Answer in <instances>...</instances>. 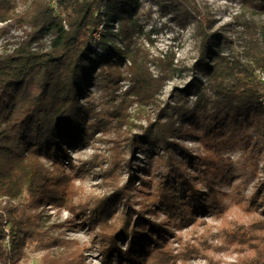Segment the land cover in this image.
I'll list each match as a JSON object with an SVG mask.
<instances>
[{"label":"rangeland","instance_id":"obj_1","mask_svg":"<svg viewBox=\"0 0 264 264\" xmlns=\"http://www.w3.org/2000/svg\"><path fill=\"white\" fill-rule=\"evenodd\" d=\"M37 1L15 0L14 10L6 16L0 9V53L26 39L31 28L18 19L31 15ZM194 1L209 20L207 30L215 38L211 49L251 67L256 65L253 55L264 61V12L255 7L261 0ZM132 18L134 36L129 46L117 16L94 35L97 41L111 32L117 46L132 58H111L95 66L82 84V138L76 132L75 144L64 147L70 157L64 168L73 184L75 212L50 199L35 202L26 189L18 197L0 198L2 206L24 207L39 226L40 236L27 243L18 264H45L48 258L61 257L65 264H104L100 244L124 223L126 207L122 198L113 199L106 225L89 208L119 189L130 193V227L146 229L140 215L162 226L164 245L171 252L168 264H242L254 256L255 243L264 247V104L260 101L235 113L207 93L206 104L194 117L177 118L178 131L173 134L166 128V143L143 140L149 123L173 110L178 94L187 90V102L196 105L192 65L199 54L200 35L197 19L179 0H137ZM51 39L45 38L42 47L49 49ZM111 45L112 41L107 47L95 42V59L102 61L112 52ZM164 56L175 60L174 71L163 89L152 95L139 73L157 77V61ZM258 70L264 67L255 71L264 86ZM200 80L207 84L205 78ZM41 160L49 172L54 170L51 159ZM161 188L177 195L180 211L165 210ZM211 192L214 202L208 200ZM238 233L243 237L238 238ZM128 242L119 239V246L124 249ZM109 264L118 263L110 259ZM139 264H153L152 258Z\"/></svg>","mask_w":264,"mask_h":264},{"label":"trees","instance_id":"obj_2","mask_svg":"<svg viewBox=\"0 0 264 264\" xmlns=\"http://www.w3.org/2000/svg\"><path fill=\"white\" fill-rule=\"evenodd\" d=\"M179 4L185 6L187 14L197 19L200 42L197 60L192 65L197 81L192 92L198 101L196 105H190L187 90L178 94L173 110L161 115L167 121L162 123L160 116L155 122H150L142 133L141 138L151 143H166V128L173 134L178 131L175 129L177 118L190 120L194 117L198 109L206 104L207 93L238 113L255 107L264 91V86L255 76L256 69L264 67V61L260 63L253 55L256 65L251 67L221 56L217 50L210 48L215 38L208 32L209 20L201 14L195 1L179 0ZM136 5L137 0H38L31 15H22V19H18L24 22L22 24H28L31 31L17 48L0 53V198L18 197L26 189L35 202L47 203L50 199L52 204L75 212L73 184L64 168V160H70V157L64 147L75 144L72 134L78 133L82 138L80 130L84 106L79 101L83 94L82 84L95 66H102L111 58H132L129 52L117 46L111 32L97 41L94 35L101 25L108 26L109 18L117 16L128 39L127 46L132 44V15ZM255 7L264 12V0ZM14 8L15 0H0L3 16ZM247 32L251 35L248 28ZM47 37L52 38L49 49L42 47V41ZM109 41H112V52L98 61L94 57L95 42L107 47ZM157 66V77L139 73L141 79L146 80L152 95L163 89L174 71L175 60L164 56L158 59ZM199 77L205 78L207 84H201ZM42 158L51 159L53 171L49 172ZM53 187L57 189L52 191ZM64 193L68 194V198ZM214 194H208L209 201L214 202ZM117 197L124 200L126 219L105 243L100 244L103 263L109 264L110 259H115L118 264H139L150 256L153 264H168L171 252L164 245L160 224L140 215L146 229L130 227L129 192L119 189L112 196L97 200L89 208L90 214L97 215L101 222L108 224L109 205ZM159 197L165 210L180 211L181 202L177 195L161 188ZM197 204V209L203 207L199 200ZM8 235L9 244L6 243ZM154 235L156 239H153ZM39 236L34 215L20 205L2 206L0 203V264H18L27 243ZM237 236L243 237L240 233ZM253 237L257 241L256 235ZM124 238H128L129 242L122 249L119 239ZM147 244H151L152 248L146 247ZM253 247L254 256L242 264H264V247L259 243ZM45 264H65V261L62 257L57 260L48 258Z\"/></svg>","mask_w":264,"mask_h":264},{"label":"built area","instance_id":"obj_3","mask_svg":"<svg viewBox=\"0 0 264 264\" xmlns=\"http://www.w3.org/2000/svg\"><path fill=\"white\" fill-rule=\"evenodd\" d=\"M258 78L264 82V71L258 70L257 71ZM260 101L264 104V95L261 97ZM7 233H9V227L6 228ZM6 243L9 244V235L6 238Z\"/></svg>","mask_w":264,"mask_h":264}]
</instances>
